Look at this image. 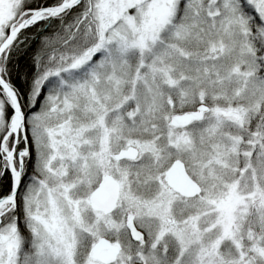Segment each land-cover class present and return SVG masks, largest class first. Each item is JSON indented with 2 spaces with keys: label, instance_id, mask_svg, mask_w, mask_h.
<instances>
[{
  "label": "snow or ice",
  "instance_id": "1",
  "mask_svg": "<svg viewBox=\"0 0 264 264\" xmlns=\"http://www.w3.org/2000/svg\"><path fill=\"white\" fill-rule=\"evenodd\" d=\"M0 264H264V0H0Z\"/></svg>",
  "mask_w": 264,
  "mask_h": 264
}]
</instances>
